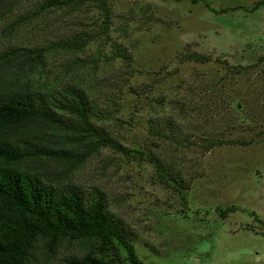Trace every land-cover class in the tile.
<instances>
[{"label":"rangeland","instance_id":"rangeland-1","mask_svg":"<svg viewBox=\"0 0 264 264\" xmlns=\"http://www.w3.org/2000/svg\"><path fill=\"white\" fill-rule=\"evenodd\" d=\"M42 1L20 0L0 18V90L51 101L79 88L94 106L90 126L125 149L92 150L79 120L54 109L58 123L29 128L51 152L17 168L85 199L100 194L143 264H264V5L106 0L105 11L40 10ZM81 31L90 35L81 48L59 43ZM186 51L212 59L181 60ZM151 159L178 183L164 182ZM96 245L37 239L26 264L101 257Z\"/></svg>","mask_w":264,"mask_h":264},{"label":"trees","instance_id":"trees-1","mask_svg":"<svg viewBox=\"0 0 264 264\" xmlns=\"http://www.w3.org/2000/svg\"><path fill=\"white\" fill-rule=\"evenodd\" d=\"M19 1L0 0V18L8 14ZM105 3L106 0H43L39 9H76L85 4H95L105 11ZM260 5H264V0L254 1L247 9ZM89 39L90 35L81 31L60 39L59 43L62 47L79 49ZM180 59L202 63L212 58L203 53L186 51L181 53ZM223 63L226 68L232 69V66ZM54 109L79 120L80 129L87 136L94 137L92 150L99 145L125 149L90 126L88 117L94 106L79 88L68 87L58 99L51 101L37 93L0 90V264H26L37 239L54 244L61 238H92L101 255L70 257L66 264H123L124 260L130 264H143L135 256L131 233L107 212L100 194L85 199L75 189L57 190L44 184L38 176L17 168L26 156L51 152L29 139V128L40 121L58 123L59 118ZM210 143L209 146L212 145ZM151 160L164 182L171 179L178 183L167 168L157 160ZM234 210L236 207L229 206L219 210V213L225 215ZM121 251L124 252L123 256Z\"/></svg>","mask_w":264,"mask_h":264}]
</instances>
